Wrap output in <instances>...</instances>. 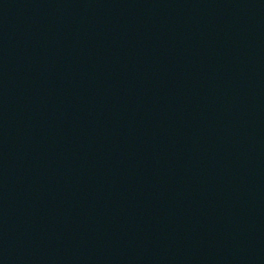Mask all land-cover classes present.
I'll use <instances>...</instances> for the list:
<instances>
[{"label": "water", "instance_id": "obj_1", "mask_svg": "<svg viewBox=\"0 0 264 264\" xmlns=\"http://www.w3.org/2000/svg\"><path fill=\"white\" fill-rule=\"evenodd\" d=\"M0 264H264V0H0Z\"/></svg>", "mask_w": 264, "mask_h": 264}]
</instances>
